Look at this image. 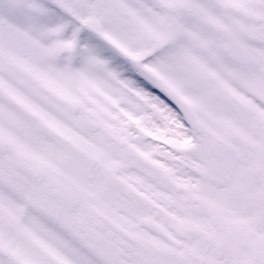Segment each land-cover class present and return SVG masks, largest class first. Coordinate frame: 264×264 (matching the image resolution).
<instances>
[{"label":"snow or ice","instance_id":"6c2138e0","mask_svg":"<svg viewBox=\"0 0 264 264\" xmlns=\"http://www.w3.org/2000/svg\"><path fill=\"white\" fill-rule=\"evenodd\" d=\"M0 264H264V0H0Z\"/></svg>","mask_w":264,"mask_h":264}]
</instances>
